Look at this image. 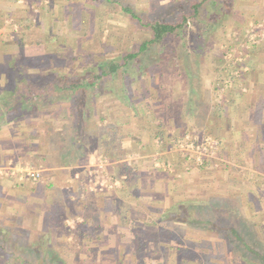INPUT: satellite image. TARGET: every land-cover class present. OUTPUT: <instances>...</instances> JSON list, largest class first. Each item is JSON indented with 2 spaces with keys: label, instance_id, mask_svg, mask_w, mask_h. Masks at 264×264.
Wrapping results in <instances>:
<instances>
[{
  "label": "rangeland",
  "instance_id": "374dc122",
  "mask_svg": "<svg viewBox=\"0 0 264 264\" xmlns=\"http://www.w3.org/2000/svg\"><path fill=\"white\" fill-rule=\"evenodd\" d=\"M120 1L138 13L174 22L181 14H192L191 5L202 0ZM213 1L202 3L197 16L189 19L183 30L164 38L135 65L126 85L130 105L121 103L119 111L127 112V118L134 122L130 124L132 129L139 123H147L153 131H160L164 143L169 144L172 136L188 133L198 137L207 134L219 141L221 153L211 161L212 168L205 174L211 185L200 186L203 181L199 175L192 192L185 189L180 201L210 198L208 194L215 192L213 199L220 208L210 209V216L221 225L246 224L256 243L264 245V122L259 119L264 113V83L260 82L264 81V37L251 44L246 35L250 24L264 33V0H216L218 4L210 6ZM33 8L38 12L22 10L16 19H9L7 24L13 32H20L19 21L31 22L32 28L23 30V37L8 50L15 55L3 56V62L15 57L24 63L28 72L25 74L32 80L47 73L62 75L64 69L67 71L64 74L70 76L88 70L97 73L100 64L106 66L149 39V34L128 16L115 12L117 6L97 0H39ZM39 13L45 15L40 23L35 21ZM258 69L263 71L260 76L256 73ZM224 79H230L231 88L222 87ZM103 108L94 104L91 112L106 118ZM122 120L125 118L118 123H105L101 131L127 126ZM130 138L129 146L137 149L135 138ZM104 141L101 144L108 143L107 139ZM98 155L107 158L108 166L113 161L104 152H98L95 159ZM115 156V161L126 162L129 157H137L134 153ZM116 165L119 166L116 176L109 173L118 179L120 186L109 192H121L113 196L117 203L122 202L116 204V209L119 211L123 206L126 213L131 208L130 214L127 213L129 220L135 222L133 230L115 223L114 233L106 235L109 242L104 249L87 248L80 239L85 233L74 234L69 245L55 248L69 264H249L219 236L203 229L134 217L133 200L141 194L137 186L144 179L140 181L137 171H128L126 164ZM91 168L87 170V191ZM122 175L129 182L126 188ZM188 183L193 186L191 181ZM104 192L107 191H101ZM103 199L102 196L99 201ZM85 222L84 230L89 224ZM23 237L13 235L18 241ZM0 259L3 261L0 264H21L20 260L2 254Z\"/></svg>",
  "mask_w": 264,
  "mask_h": 264
},
{
  "label": "crops",
  "instance_id": "0c3cea01",
  "mask_svg": "<svg viewBox=\"0 0 264 264\" xmlns=\"http://www.w3.org/2000/svg\"><path fill=\"white\" fill-rule=\"evenodd\" d=\"M38 1L0 0V94L5 85L6 73L3 56L15 55L14 52L8 53V50L15 47L18 38L23 37V30L32 28L31 22L26 21L24 24L25 21H19L21 30L17 33L15 29L13 32L7 23L12 21V18L16 19L19 11L37 13L33 7ZM42 14L36 15L34 20L40 23L45 18ZM22 70L28 74L27 68L22 67ZM65 71L66 69L60 74H64ZM261 72L263 71L258 69L256 73L260 76ZM260 82L264 83L262 80ZM67 96L57 95L54 99L44 102L41 113L35 117L17 116L0 126V170L8 167L15 169L26 167L40 173L39 179L35 182L19 181L9 175H0V232L9 235L10 240L7 243L9 248L30 247L39 244L38 241L43 240V237H49L47 240L52 243V247L60 249L70 244L74 234L85 233L80 239L87 248L97 246L104 249L108 248L109 242L106 235L114 233L115 223L125 228L132 227L133 230L135 222L129 220L127 213L129 211L130 214L131 208L126 209L128 216L125 215L123 206L119 207V211L116 209V204L122 202L117 203L113 196L119 191H107L102 194L86 190L87 170L92 167L98 152H104L109 155L110 160L113 159L107 168L113 175L116 176L115 171L119 167L116 164L121 163L126 164L128 171H137L141 176L140 181L144 179L146 185L138 183L137 188H141V194L137 196L138 199L133 200L134 217L137 215L139 218L145 217L143 221L151 217L157 223H162L159 219L163 217L164 212L184 198L182 192L185 189L192 192L199 175H201L199 179L203 181L200 186L211 185L205 174L207 175L206 171L212 168L211 161L220 155V146L216 154L207 158L202 166L192 164L190 171L184 173L185 163L182 157L172 151L167 142L162 143L159 148L155 146L153 139L161 137L160 131H153L147 123L145 125L139 123L138 127L133 129L130 127L132 120L130 117L127 118L129 116L127 112L119 111L124 98L120 99L114 91L105 92L84 102L87 107L94 104L97 108L104 107L105 119L91 110L79 119L73 99L68 94ZM51 106L57 107L55 113L50 111ZM120 118H125L122 122H126L127 126L123 125L114 131H101L105 123L108 124L109 121L118 123ZM260 118L264 122V113ZM70 135L73 137L68 142L66 139ZM130 137L135 138L133 141L137 149H131ZM106 139L108 143L101 144L104 140L106 142ZM102 147L104 149H100ZM117 153L126 156L134 153L137 157L135 162L128 165L125 159L115 161ZM156 158L171 162L174 165V173L156 170L152 163ZM123 180L126 188L129 182L125 176ZM190 181L193 186L189 185ZM184 183H188L187 186H183ZM102 196L105 199L99 201ZM106 196L111 197L106 200ZM123 202L125 206V201ZM114 218L116 220L113 222ZM84 222L89 223L85 230L82 227ZM18 234L24 235L19 241L17 238L13 239V235ZM0 263H3L1 259Z\"/></svg>",
  "mask_w": 264,
  "mask_h": 264
},
{
  "label": "trees",
  "instance_id": "16d2710c",
  "mask_svg": "<svg viewBox=\"0 0 264 264\" xmlns=\"http://www.w3.org/2000/svg\"><path fill=\"white\" fill-rule=\"evenodd\" d=\"M90 1L88 0V2ZM98 1L117 6L118 11H114L128 16L137 26L149 34V39L141 41L132 51L123 54L119 59L107 62L106 66L103 63L100 64L97 73L92 70L72 76L47 73L39 80H32L22 70V67H25L24 63L15 57L7 58L4 61L5 85L0 94V126L12 121L17 116L35 117L39 115L42 104L54 99L60 93H66L73 99L74 109L79 119L91 110V106L87 107L85 104L87 99L97 98L105 92L114 91L120 99L124 98L125 105H130V96L127 95L126 85L135 65L140 64L141 58L149 55L153 47L161 43L164 38L183 30L188 20H193L197 16L199 7L207 0L194 3L191 5L192 14H181L174 22L138 13L132 6L120 0ZM218 2L215 0L209 5L216 6ZM185 75L188 76L189 74L185 72ZM133 111L135 112V109H132ZM262 133L264 135V125ZM71 137L73 135H70L66 140L69 142ZM213 193L215 192L208 194L211 196L210 198L206 196L207 198L189 199L174 204L164 212L159 222L203 229L219 236L229 249L233 247L231 250H236L240 258L247 263L264 264V245L256 243L253 231L250 232V229L244 226L246 224H239V227L233 224L221 225L215 221L214 216H210V209L217 210L220 208L218 202L213 199ZM176 228L178 229V227ZM42 239L38 241L39 244L30 247L9 248L7 245L8 240H10L9 235L0 232V254L4 257H14L20 260L21 264H69L52 247V243L47 240L49 237Z\"/></svg>",
  "mask_w": 264,
  "mask_h": 264
},
{
  "label": "built area",
  "instance_id": "2783aa9c",
  "mask_svg": "<svg viewBox=\"0 0 264 264\" xmlns=\"http://www.w3.org/2000/svg\"><path fill=\"white\" fill-rule=\"evenodd\" d=\"M247 42L251 44L259 43L264 37V33L258 27H254L253 24H250L246 30ZM223 88H231L232 82L230 79H224L222 82ZM221 90H223L221 88ZM155 146L159 148L164 141L161 137L157 138L155 141ZM220 142L211 136H194L190 134L171 137L169 141V147L172 151L179 154L182 157L183 162L185 163L184 173L190 171L191 165L194 164L198 167L204 164V161L207 158L213 157L218 151ZM132 162H135V158H128L127 164L131 165ZM153 167L156 170H160L163 173L173 174L174 165L169 161H162L153 159ZM108 160L103 155H98L95 159L94 165L92 166L89 172V183L88 191L90 192H101L109 191L116 188H119L120 182L108 171ZM0 175H9L11 177L17 178V180H29L37 181L40 177L38 171L22 167L15 169L8 167L6 169L0 170Z\"/></svg>",
  "mask_w": 264,
  "mask_h": 264
}]
</instances>
